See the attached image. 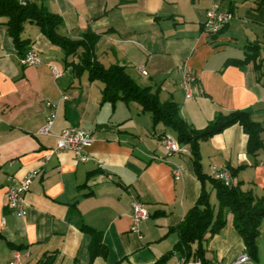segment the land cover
Masks as SVG:
<instances>
[{
	"label": "crops",
	"instance_id": "1",
	"mask_svg": "<svg viewBox=\"0 0 264 264\" xmlns=\"http://www.w3.org/2000/svg\"><path fill=\"white\" fill-rule=\"evenodd\" d=\"M37 1L60 16L59 34L71 39L87 30L98 34L94 53L101 63L117 62L139 85L159 89L160 99L174 100L192 126L203 128L217 112L234 110L248 111L264 124V85L253 64L224 65L227 59H242L250 43L264 48L259 0ZM213 3L233 15L218 34L203 30ZM5 23L0 16V264H9L16 253V264H88L90 235L83 225L100 231L108 248L106 258L97 256L91 264L154 263L177 239L169 228L182 221L201 192L191 155H167L159 138L175 137L174 132L154 125L136 103L101 102L103 83L89 81L86 73L76 77L63 51L30 22L21 35L31 41L40 63L22 65ZM183 64L198 78L189 83L190 98L181 85L178 66ZM47 102L56 106L55 116L50 133L38 134L51 115ZM72 127L94 136L85 161L69 150L52 153L57 135ZM261 136L263 148L256 156L247 153V136L238 124L201 141L203 172L241 166L234 182L264 196V132ZM35 169L39 172L24 196L25 214L17 216L7 205V177L22 179ZM204 187L216 203L209 180ZM134 199L148 213L138 232L131 230ZM257 246L258 260L242 264H264V218ZM242 253L229 213L208 241V256L211 264H229ZM180 260L174 254L165 264Z\"/></svg>",
	"mask_w": 264,
	"mask_h": 264
},
{
	"label": "trees",
	"instance_id": "2",
	"mask_svg": "<svg viewBox=\"0 0 264 264\" xmlns=\"http://www.w3.org/2000/svg\"><path fill=\"white\" fill-rule=\"evenodd\" d=\"M262 6L264 0H259L255 7ZM0 16L6 18V29L19 56H23L31 48V41L23 38L21 34L25 23H33L53 45L63 51L65 63L72 67L76 77L86 73L89 81L99 80L103 83L101 102L114 104L122 100L125 103H136L141 111L151 114L154 125L162 123L170 128L178 143L189 148L194 172L203 183L202 189L182 221L169 228L168 231L174 232L177 237L172 248L152 264H165L174 254H178L185 262L211 264L208 241L227 223L229 213L232 214L234 227L243 241L244 252L252 262L258 260L257 237L261 234L264 218V196H257L249 189L243 190L239 181L234 182L241 166L227 167L233 178L229 185L203 172L199 144L229 126L238 124L247 136V153L256 156L263 148L261 135L264 132V124L252 120L248 111L234 110L228 113L219 111L206 126L196 128L181 116L179 106L174 100L160 99L159 89L139 85L129 76L124 66L117 62L108 66L101 63L94 53L99 35L93 31L87 30L79 39L59 34L57 29L62 24L60 16L48 11L37 0H30L25 4H20L19 0H0ZM260 51L259 43H250L242 59H227L224 65H244L251 62L257 80L264 85V56H261ZM73 57L77 59L74 60ZM92 173L94 171L90 174ZM205 180L212 184L216 203L210 201V192L204 187ZM82 230L90 235L88 264L97 256L106 258L108 248L103 242L102 233L86 225L82 226Z\"/></svg>",
	"mask_w": 264,
	"mask_h": 264
},
{
	"label": "built area",
	"instance_id": "3",
	"mask_svg": "<svg viewBox=\"0 0 264 264\" xmlns=\"http://www.w3.org/2000/svg\"><path fill=\"white\" fill-rule=\"evenodd\" d=\"M30 0H19L20 4H25ZM232 13L220 7L218 3H213V5L207 9L205 18L203 21V30L208 34H218L221 32L232 20ZM19 62L22 65H37L40 63V58L38 53L30 48L23 56H19ZM178 70H180L182 75L181 85L185 90L186 97H191V89L189 83L197 82L198 78L196 74L186 65H179ZM56 73V69L53 68ZM143 72V71H142ZM64 98V97H63ZM50 110L51 115L48 118L47 123L38 130V134H49L50 127L52 124V119L55 116L56 106L51 103H46ZM94 141V136L92 133L84 128L72 127L63 129L56 139V144L52 149V153H57L60 150L72 151L77 160L85 161L88 158L87 149L91 146ZM159 145L162 146L167 155L173 153H179L182 155H190V150L186 145H181L178 143L175 137L169 134H163L159 138ZM50 155L44 157L43 163L49 159ZM39 169H35L28 172L22 179H17L13 176L7 177L6 184V200L7 205L14 211L17 216H22L25 214L26 204H25V193L29 190L33 178L38 174ZM173 175L175 178L180 176V169L175 168L173 170ZM210 175L216 179L221 180L224 184L229 185L232 183L233 178L230 170L227 167H217L212 166L210 170ZM132 206V225L131 230L138 232L139 223L147 218L148 213L144 208L141 201L134 199L131 203ZM19 260V255L16 253L9 264H16ZM250 262V257L247 253H242L239 257L233 260L229 264H242ZM179 264H199V262H185L183 259L180 260Z\"/></svg>",
	"mask_w": 264,
	"mask_h": 264
},
{
	"label": "rangeland",
	"instance_id": "4",
	"mask_svg": "<svg viewBox=\"0 0 264 264\" xmlns=\"http://www.w3.org/2000/svg\"><path fill=\"white\" fill-rule=\"evenodd\" d=\"M261 53H262V56H264V48L263 47H261V51H260ZM263 67H264V64H263ZM213 201L215 202V197L213 196Z\"/></svg>",
	"mask_w": 264,
	"mask_h": 264
}]
</instances>
